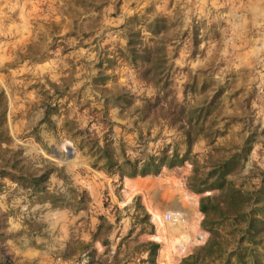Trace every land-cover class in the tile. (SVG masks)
I'll list each match as a JSON object with an SVG mask.
<instances>
[{
  "label": "rangeland",
  "instance_id": "rangeland-1",
  "mask_svg": "<svg viewBox=\"0 0 264 264\" xmlns=\"http://www.w3.org/2000/svg\"><path fill=\"white\" fill-rule=\"evenodd\" d=\"M242 1L0 0V90L7 100L11 138L6 156L20 161L27 174L53 169L47 188L63 195L65 202L52 207L29 189L0 178V251L11 264H85L87 255L75 243L89 240L95 212L118 219L91 242L95 256L104 250L107 236L120 232L122 251L115 262L129 261L136 253L130 262L142 264L139 255L143 258L146 252L140 244L154 242V264H179L209 236L198 203L217 192H195L193 181L248 135L253 140L250 153L227 178L243 189L264 178V0H255L251 12ZM156 18L164 28L151 34L147 25ZM129 55L135 59L133 67ZM161 66L169 76L168 94L147 108L143 118L142 98L155 94L153 82ZM143 68H150L146 77L140 73ZM170 99L187 107L213 101L205 127L213 120V128L221 133L211 141L198 136L186 159L163 165L156 174L118 179L91 168V132L75 134L69 119L80 127L91 121L97 131L111 124L116 154H158L168 144L167 154L174 150L180 156L185 149L182 133L163 121L177 110ZM52 104L56 111L41 122L44 106ZM132 147L136 149L129 150ZM129 179L139 188L131 187L132 182L127 186ZM81 189L90 196L89 211H74ZM134 196L147 214L144 202L152 205L158 237L188 234L189 241L175 256L170 243L168 252L160 238L145 237L155 234L149 214L151 232L136 233L135 228L121 239L133 220ZM171 211L183 214L185 228L169 230L162 217ZM76 213L80 216L74 218Z\"/></svg>",
  "mask_w": 264,
  "mask_h": 264
},
{
  "label": "trees",
  "instance_id": "trees-1",
  "mask_svg": "<svg viewBox=\"0 0 264 264\" xmlns=\"http://www.w3.org/2000/svg\"><path fill=\"white\" fill-rule=\"evenodd\" d=\"M160 22V23H159ZM163 21L156 18L151 24L147 25V31L157 34L163 29ZM127 47L131 46V41L127 40ZM133 50H131L132 52ZM132 57V55H131ZM134 57V55H133ZM146 58V57H145ZM128 59L133 67L134 58ZM105 68H110L109 58L105 60ZM99 65L102 62H98ZM150 68L141 70L142 77H146ZM153 85L155 94L152 98H142L143 118L147 115V108H154L161 99L167 96L169 76L164 67L161 66L155 73ZM119 97L115 100L117 101ZM168 103H173L177 110L163 118V121L182 133L184 152L179 156L174 150L169 154L168 144H164L158 154L155 151L145 152L133 156L125 155L120 151L116 154L112 148V139L109 133L112 132L108 125L105 131L99 128H91V121L80 127L74 118L68 120L74 126L75 134L87 133L88 151L94 157L91 168L100 170L108 176L116 174L118 179L121 177L131 178L135 175L156 174L163 165L173 166L186 159L189 147L198 136L208 138L210 141L220 134L213 128L214 122L211 120L205 127L206 119L212 111L214 105L210 101L201 106L187 107L183 103H177L170 99ZM160 108V107H159ZM7 100L2 90H0V178H7L20 187L29 189L31 194L40 202H48L52 207L64 206V197L48 190L46 182L53 169L43 170L41 173L33 175L27 174L18 166L19 162L10 155L6 156L10 150L8 145L11 141L6 124ZM52 111H56L55 105H45L41 122L48 120ZM101 132V134H99ZM252 137L248 135L243 142L235 147L227 156L213 163L205 173L204 177L195 179L191 188L195 192L216 190L215 194L205 195L199 199L198 208L203 214L201 225L209 233L207 239L199 246L194 248L189 254L180 259L179 264H264V178L248 189H243L236 185L227 176L238 170L247 159L252 148ZM144 147H147L146 145ZM132 147L129 150L134 151ZM143 149V148H142ZM90 201V196L85 189H81L75 202L74 211H89L86 202ZM135 213L132 216L127 232L121 238L128 237L137 228V232H151V223L148 214L139 204L137 197L132 198ZM126 207V206H125ZM88 213V212H87ZM4 215V214H2ZM92 227L89 229V240L87 242L76 241L75 244L87 255L85 264H100L98 257H95L91 242L95 239L101 229H111L118 221L117 218L110 220L104 213L95 212ZM107 240L104 241V244ZM145 257H141L139 262L142 264H154V256L157 244L154 242L141 243ZM65 258L66 254L62 253ZM0 264H11L9 256L0 251Z\"/></svg>",
  "mask_w": 264,
  "mask_h": 264
},
{
  "label": "crops",
  "instance_id": "crops-1",
  "mask_svg": "<svg viewBox=\"0 0 264 264\" xmlns=\"http://www.w3.org/2000/svg\"><path fill=\"white\" fill-rule=\"evenodd\" d=\"M243 1L245 3L246 7L248 8L246 12H251L252 10H254L256 8L255 7V0H243ZM42 116H43V112H42ZM134 180L135 179H133V180L129 179L127 181V186L130 182H132ZM55 215H58V213H55ZM78 216H80V214L76 213L74 218H76ZM117 229H118V227H117ZM75 236L76 235H73V239L76 238ZM120 237H121L120 232H117L115 234H112V235H109L106 237L107 243L102 246V248L104 247V250L102 249V252L97 253V256H95V257H98V260H100V264H133L130 261L137 259L138 255L136 253H134V256L130 257L129 261H126V260H121L119 262L114 261V257H117L122 251V248H121L122 244L118 245V242H117ZM104 257H106V260L103 259ZM139 257H142V255L141 256L139 255Z\"/></svg>",
  "mask_w": 264,
  "mask_h": 264
},
{
  "label": "bare ground",
  "instance_id": "bare-ground-1",
  "mask_svg": "<svg viewBox=\"0 0 264 264\" xmlns=\"http://www.w3.org/2000/svg\"><path fill=\"white\" fill-rule=\"evenodd\" d=\"M66 149V151H67V149L69 150V146L68 147H66L65 148ZM130 186L131 187H133V188H139V185H138V183H136V182H132L131 184H130ZM146 202V201H145ZM144 202V204H145V207H146V209L149 211V213H150V215H151V220H152V222L154 223V221H153V217H152V212H151V209H152V205H149L147 202L145 203ZM165 214H163V217H162V219H163V221L165 222V216H164ZM154 225H155V234L153 235V239L155 240H157V239H161V240H163L164 241V243L166 244V246L170 243L171 245H172V247H173V251H174V256L176 255V253L177 252H179V251H181L182 249L180 248V246L183 244V243H187L188 241H189V236H188V234H186L185 232H180V237L179 238H176V237H170L169 235H168V239H167V237L165 236V234H159V237L157 236V231H158V228H157V226H156V224L154 223ZM167 225V224H166ZM194 233H196L197 235H198V239H202V237H203V235L201 236V233L200 232H195L194 231ZM189 245V244H188ZM167 249H168V252L169 251H171L170 250V248L167 246ZM180 254V253H179Z\"/></svg>",
  "mask_w": 264,
  "mask_h": 264
},
{
  "label": "built area",
  "instance_id": "built-area-1",
  "mask_svg": "<svg viewBox=\"0 0 264 264\" xmlns=\"http://www.w3.org/2000/svg\"><path fill=\"white\" fill-rule=\"evenodd\" d=\"M164 216L165 222L170 226L169 230L180 231L185 228V218L182 213L171 211L167 212Z\"/></svg>",
  "mask_w": 264,
  "mask_h": 264
},
{
  "label": "water",
  "instance_id": "water-1",
  "mask_svg": "<svg viewBox=\"0 0 264 264\" xmlns=\"http://www.w3.org/2000/svg\"><path fill=\"white\" fill-rule=\"evenodd\" d=\"M69 149H70V147H69ZM69 155H70V152H69V150L67 149V151H66V157L68 158ZM144 208L146 209L145 206H144ZM148 214H149L150 219H151V215H150V213H148ZM151 221H152V220H151ZM152 223H153V222H152ZM153 229H154V232H155V225H154V223H153ZM145 237L148 238V239L151 240V241H155V240L153 239V234H152V235H146Z\"/></svg>",
  "mask_w": 264,
  "mask_h": 264
}]
</instances>
